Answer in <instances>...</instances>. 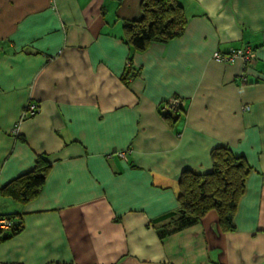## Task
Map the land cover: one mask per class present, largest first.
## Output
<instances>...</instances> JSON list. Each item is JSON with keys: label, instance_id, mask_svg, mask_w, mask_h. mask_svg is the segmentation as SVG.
Segmentation results:
<instances>
[{"label": "crops", "instance_id": "0c3cea01", "mask_svg": "<svg viewBox=\"0 0 264 264\" xmlns=\"http://www.w3.org/2000/svg\"><path fill=\"white\" fill-rule=\"evenodd\" d=\"M178 1L184 35L137 51L124 22L142 0H0V215L24 225L0 264H264V0ZM245 47L253 62L214 56ZM217 146L252 167L236 228L212 210L162 237L181 173L210 172ZM39 155L43 188L1 193Z\"/></svg>", "mask_w": 264, "mask_h": 264}, {"label": "trees", "instance_id": "16d2710c", "mask_svg": "<svg viewBox=\"0 0 264 264\" xmlns=\"http://www.w3.org/2000/svg\"><path fill=\"white\" fill-rule=\"evenodd\" d=\"M141 9L140 19L124 22L127 42L134 50L144 51L153 43H167L184 35L187 16L178 0H142ZM211 160L210 172L184 170L181 173L177 195L179 209L163 217L166 222L160 228L162 237L198 223L212 210L217 212L218 224L223 231L236 228V211L252 167L244 156L234 154L228 146L215 147L211 151ZM51 164L45 156L39 155L33 169L3 186L1 193L22 203L29 201L43 188ZM2 216L11 218L12 224L1 232L0 240L23 229L21 214L4 213Z\"/></svg>", "mask_w": 264, "mask_h": 264}, {"label": "built area", "instance_id": "2783aa9c", "mask_svg": "<svg viewBox=\"0 0 264 264\" xmlns=\"http://www.w3.org/2000/svg\"><path fill=\"white\" fill-rule=\"evenodd\" d=\"M214 56L217 60H220V61H234L237 58H241V59H243V61L245 63H248V62L254 61V59L256 57V53L251 47H245L242 49H232L227 54L215 52ZM242 80H243V82H246V80H247L246 75L242 76ZM183 107H184V101L181 98L174 97V98H171L165 102V104L163 105V110L165 112L166 111H180ZM39 109H40L39 103L34 102V101L30 102L27 105V107L25 108L21 119L16 124V126L13 128L12 133L14 135H18L19 134V125H20L21 121L26 119L27 117L35 116L39 112ZM128 153H129V150H121V151L117 152V154L120 157L125 158V159H126ZM11 224H12V219L9 218L8 216L0 217V234L2 231L9 229Z\"/></svg>", "mask_w": 264, "mask_h": 264}, {"label": "rangeland", "instance_id": "374dc122", "mask_svg": "<svg viewBox=\"0 0 264 264\" xmlns=\"http://www.w3.org/2000/svg\"><path fill=\"white\" fill-rule=\"evenodd\" d=\"M30 118V117H29Z\"/></svg>", "mask_w": 264, "mask_h": 264}]
</instances>
